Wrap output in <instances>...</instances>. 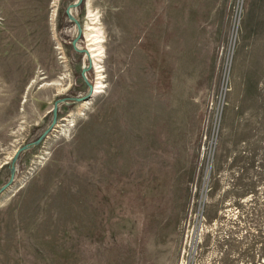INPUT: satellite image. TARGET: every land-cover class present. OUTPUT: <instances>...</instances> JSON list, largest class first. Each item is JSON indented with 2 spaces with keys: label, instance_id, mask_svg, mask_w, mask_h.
I'll list each match as a JSON object with an SVG mask.
<instances>
[{
  "label": "rangeland",
  "instance_id": "1",
  "mask_svg": "<svg viewBox=\"0 0 264 264\" xmlns=\"http://www.w3.org/2000/svg\"><path fill=\"white\" fill-rule=\"evenodd\" d=\"M18 1L0 0V264H264V0H184L195 23L181 30L168 18L155 34L142 0H82L72 8L80 35L66 12L77 0ZM89 6L104 35L105 86L76 101L97 79ZM20 21L30 33L13 31ZM62 98L54 128L20 152L4 188L16 151L45 132ZM161 111L185 120L169 173L144 185L129 171L110 190L103 228L87 230L98 157L138 137L118 125L163 123Z\"/></svg>",
  "mask_w": 264,
  "mask_h": 264
},
{
  "label": "bare ground",
  "instance_id": "2",
  "mask_svg": "<svg viewBox=\"0 0 264 264\" xmlns=\"http://www.w3.org/2000/svg\"><path fill=\"white\" fill-rule=\"evenodd\" d=\"M174 1L175 0H142L140 7L141 15L145 18L153 16V23L149 27L152 33H158L167 27V24H170L168 18L171 20L172 25H179L181 30H188L189 23H195V15L187 12L184 0H178L181 5L179 6L180 8H177V11H175L173 5ZM160 3L165 4L167 11V14H161L162 19H158L156 16L158 12L157 8ZM88 13V20L84 25V34L88 40L87 49L89 58L92 60L94 69L97 72V79L95 80L94 85V97L101 92L105 86L103 80L104 75L102 72L103 65L101 64L104 56V46L102 43L104 35L101 26L98 25L99 16L97 12H93L89 6ZM147 59L153 60V57L149 58L147 55ZM178 87L181 94H183V85L178 83ZM59 88H61V86ZM133 94L136 97L137 104L142 102V95L145 99L144 90L139 89L134 91ZM90 99L83 101L81 103L83 104L82 106L88 104ZM133 101L134 99H130L127 103L132 104ZM179 101L183 103L182 98H180ZM138 109H140V107H138ZM160 114L163 118H160L163 120V123H156V125H148V123H146L143 124V127H140L139 125L134 124L135 129L133 127H128L127 123L124 125L125 129H122L120 125H118L120 130L119 135L127 132H133L134 135L136 134L138 137L131 140V138L127 136V141L122 143L117 151H107L105 154L98 157V162H95L94 167L99 171L93 177V190L91 191L87 207L85 208L87 210L85 212H87L88 217L87 230L97 229L99 225L103 228L109 217L108 196L110 190L118 189L120 185H122V178L130 174L129 171H131V173L137 172L140 176H142L144 185H146L147 176L169 173L172 165L171 163L173 162L172 149H174L179 142L177 138H180V132L181 136L184 137L185 120H181V122L176 126L172 118H167L164 111H161ZM121 121H123V119H120V123ZM131 124L132 122L128 123V125ZM182 146L183 143L177 148H181ZM141 188L142 194L138 199V207L141 214L140 219L143 223L139 226V229L143 231L145 228L146 218V196L143 191L144 187ZM75 212H79V209L77 208ZM77 215L79 214L77 213ZM142 215H144V219ZM78 248V252L81 254L83 261L84 257H86L90 252L85 251L87 248L84 244L80 245ZM184 263L185 259L183 258L181 264ZM124 264H129V261L126 259Z\"/></svg>",
  "mask_w": 264,
  "mask_h": 264
},
{
  "label": "water",
  "instance_id": "3",
  "mask_svg": "<svg viewBox=\"0 0 264 264\" xmlns=\"http://www.w3.org/2000/svg\"><path fill=\"white\" fill-rule=\"evenodd\" d=\"M81 2H82V0H77V1H75V2H73V3H71L70 5H68V7L66 8V12H67V14H68V16L73 20V21H75V23L78 25V28H79V35L82 33V29H81V25H80V22L74 17V15H73V13H72V8H77L80 4H81ZM76 47V46H75ZM89 67H86V68H84L85 70H87ZM83 71V76L87 79V76H86V71ZM88 84H89V90H88V92H87V94L86 95H84V96H82V97H80V98H75V100L76 101H80V100H82V99H84V98H88V97H90L92 94H93V92H94V85L91 83V82H89L88 81ZM62 101H65V99L64 98H62V99H58L55 103H54V106H53V121H52V123L49 125V127L45 130V132L36 140V141H34V142H31V143H29V144H27V145H25V146H23V147H21V148H19L17 151H16V153H15V155H14V157H13V159H12V163H11V166H10V168H11V176H10V180L8 181V183L4 186V188L7 186V185H9L11 182H13V180H14V174H15V171H16V165H15V163H16V159H17V157H18V155L20 154V152L22 151V150H25V149H27V148H29V147H31V146H34V145H37V144H39L48 134H49V132L51 131V129H53L54 128V125L56 124V122H57V107H58V104H59V102H62Z\"/></svg>",
  "mask_w": 264,
  "mask_h": 264
},
{
  "label": "crops",
  "instance_id": "4",
  "mask_svg": "<svg viewBox=\"0 0 264 264\" xmlns=\"http://www.w3.org/2000/svg\"><path fill=\"white\" fill-rule=\"evenodd\" d=\"M12 2V6H11V9L14 7L13 6V2L14 1H11ZM4 3H5V5H7V3H8V0H4ZM28 3H29V1H27V2H24V1H18L17 2V7L20 9L21 7L23 8L24 7V5L26 6V5H28ZM28 7V6H27ZM26 7V8H27ZM25 8V9H26ZM29 8H27V10H28ZM26 10V11H27ZM26 16H29V14H26ZM17 27H18V29L17 30H13L15 33H18V34H27V33H30L31 31L30 30H27V28H26V26L24 25V23H22L21 24V21L18 23V25H17Z\"/></svg>",
  "mask_w": 264,
  "mask_h": 264
}]
</instances>
